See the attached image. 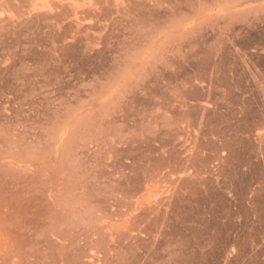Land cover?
<instances>
[{
	"label": "rangeland",
	"instance_id": "374dc122",
	"mask_svg": "<svg viewBox=\"0 0 264 264\" xmlns=\"http://www.w3.org/2000/svg\"><path fill=\"white\" fill-rule=\"evenodd\" d=\"M0 264H264V0H0Z\"/></svg>",
	"mask_w": 264,
	"mask_h": 264
}]
</instances>
